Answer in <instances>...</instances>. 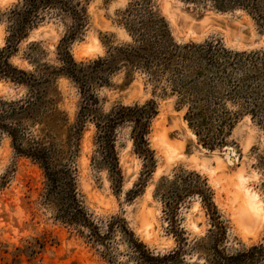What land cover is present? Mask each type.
<instances>
[{"label":"rangeland","instance_id":"374dc122","mask_svg":"<svg viewBox=\"0 0 264 264\" xmlns=\"http://www.w3.org/2000/svg\"><path fill=\"white\" fill-rule=\"evenodd\" d=\"M79 1L85 25L77 37L68 40L74 26L70 17L43 10L44 18L15 42L10 64L27 73L38 63L59 67V51L67 43L74 60L88 64L133 43L125 11L136 0ZM21 2L0 0V53L10 37L9 12ZM209 4L148 0L145 6L179 45L213 42L234 52L264 53V25L258 18L242 8L222 12ZM258 74L254 83L261 84L250 97L248 113L215 149L204 146V136L190 127L187 107L180 106V95L164 74L154 78L119 63L105 83L92 82L97 102L85 112L81 87L70 78L56 75L39 85L37 109L23 123L30 138L21 137L17 146L25 151L37 141L56 163L70 168L88 221L75 218L42 167L0 130V264H216L217 252L231 256L264 244V213L260 220L244 219L245 189L257 194L264 209V71ZM29 94L28 86L0 77L3 100ZM151 102L157 108L148 136L152 161L136 151L133 125L120 124L115 146L122 181L117 182L102 160L98 118ZM237 106L227 102L232 111ZM187 173L207 184L205 194L214 204L210 211L198 195L172 211L173 200L164 191L176 175Z\"/></svg>","mask_w":264,"mask_h":264},{"label":"trees","instance_id":"16d2710c","mask_svg":"<svg viewBox=\"0 0 264 264\" xmlns=\"http://www.w3.org/2000/svg\"><path fill=\"white\" fill-rule=\"evenodd\" d=\"M147 1L136 0V4L132 3L125 11L127 30L133 38L132 44L114 49L108 58H99L87 64L74 60L68 51L67 43L64 49L59 51V67L38 63L31 73L10 64L9 55L14 49L15 42L24 38L28 28L44 18L45 15L41 14L43 10L51 9L74 21L73 32L68 37L69 41L73 40L84 29V7L82 2L76 0H22L8 15L10 37L8 46L0 53V77L15 84L28 86L30 94L13 101L0 98V130L10 134L20 153L42 167L51 188L59 190L75 218H83L85 222L88 218L78 199L75 179L70 168L56 163L49 150L43 148L37 141L32 140L25 151L17 146L21 137L30 138L28 128L23 123L24 119L33 115L37 109L36 104L40 98L39 85L50 81L56 75L70 78L81 87L85 112L86 108L97 102L92 82L105 83L107 74L117 69L119 63L127 67L141 68L154 78L164 74L168 77L173 90L180 95V106L187 107L185 119L188 120L190 127L199 138L204 136L201 140L204 146L215 149L224 144L228 132L245 113H248L250 97L261 84L254 81L261 76L258 73L264 71L262 69L264 53L234 52L223 48L220 43L213 42L203 45H179L162 27L163 21H156L147 12L145 6ZM180 1L200 3V0ZM209 3L222 12L235 8L245 9L264 25V0H209ZM247 87L250 88V92L244 90ZM228 101L238 105L237 110L228 109ZM156 115L157 108L154 102H151L144 106L119 107L98 118V140L102 160L110 166L117 182L122 181L115 146L117 127L125 123L133 125L136 151L151 162L152 152L148 136ZM171 184L172 187L164 193L173 200L170 204L172 211H177L181 207V202L193 195L202 197L209 211L211 206L214 207L211 198H207L205 194L207 184L201 182L198 174L176 175ZM135 245L140 249L144 248L140 244ZM143 252L148 255L144 250ZM263 261L264 244H261L231 256L217 252L215 263L263 264Z\"/></svg>","mask_w":264,"mask_h":264},{"label":"bare ground","instance_id":"6f19581e","mask_svg":"<svg viewBox=\"0 0 264 264\" xmlns=\"http://www.w3.org/2000/svg\"><path fill=\"white\" fill-rule=\"evenodd\" d=\"M244 194H245V198L249 200L247 202L248 211H244V214L246 216L244 219L247 220L253 217L256 220H260V217L264 213V209L258 200L257 194L250 192L248 189L244 190Z\"/></svg>","mask_w":264,"mask_h":264},{"label":"water","instance_id":"95a60500","mask_svg":"<svg viewBox=\"0 0 264 264\" xmlns=\"http://www.w3.org/2000/svg\"><path fill=\"white\" fill-rule=\"evenodd\" d=\"M228 154H229V151H228Z\"/></svg>","mask_w":264,"mask_h":264}]
</instances>
